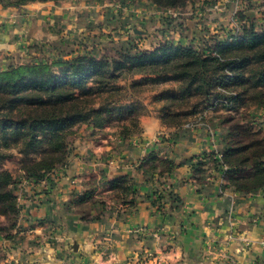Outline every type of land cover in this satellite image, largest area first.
<instances>
[{"label": "trees", "instance_id": "obj_1", "mask_svg": "<svg viewBox=\"0 0 264 264\" xmlns=\"http://www.w3.org/2000/svg\"><path fill=\"white\" fill-rule=\"evenodd\" d=\"M31 1L37 0H0V5L19 6ZM151 1L175 8L184 6L188 0ZM134 46L133 39L122 44L117 58L73 57L66 53L60 61L43 57L0 71V161L9 155L4 149H16L23 156L25 176L35 179L63 167L70 155L67 139L74 132L73 124L106 125L110 121L108 114L114 112L124 120L128 107L96 105V99L104 93L120 91L111 82L127 75H148L144 79L151 84L175 83V88L162 91L157 97L163 101L160 109L163 128L186 124L189 116L202 109L222 107L228 111L239 110L243 105H264V29L257 31L253 24L243 27L239 34L231 33L201 48L191 44H162L151 51L132 52ZM54 66L59 68L54 70ZM129 112L134 113L135 108ZM134 116L135 113L130 120L137 125ZM222 121L228 128L229 146L220 152V158L211 156L210 168L218 170L224 183L237 192L262 188L264 134L250 130L234 115H225ZM151 160L148 157L147 162ZM147 162H142L140 167ZM153 162L151 169L164 163L159 175L177 167L166 159ZM133 184L131 176L121 175L110 182L107 191L117 201L124 200L133 193ZM91 195V191L82 194L76 205H85L91 201ZM96 203L104 205L101 200ZM19 214L12 174L0 169V215L8 220L7 225L0 226L4 237H14ZM87 215L84 211L82 218L86 219Z\"/></svg>", "mask_w": 264, "mask_h": 264}, {"label": "crops", "instance_id": "obj_2", "mask_svg": "<svg viewBox=\"0 0 264 264\" xmlns=\"http://www.w3.org/2000/svg\"><path fill=\"white\" fill-rule=\"evenodd\" d=\"M50 6L49 2L39 1L23 7L0 5V69L9 63L10 50L19 47L25 36L32 39L37 32L39 21L34 24L29 15L44 13ZM189 123L166 133H173L174 138L168 139L176 142L172 148L167 139L161 142L155 138L161 133L160 122H156L158 132L130 147L128 154L133 160L129 168L108 165L96 170L97 184L122 173L134 181L130 196L112 201L97 215L90 210L83 219L81 211L68 208L72 193L88 190L84 181L79 184L83 172H89L77 166L79 155L70 157L56 172L58 184L44 192L37 183L26 186L30 199L20 203L17 232L10 239L0 233V254L6 252L0 264H157L147 258L152 252L164 259V264H264V186L243 193L226 185L221 173L210 169L211 156L223 148L222 136L214 135L216 124L206 119ZM177 140L184 143L177 144ZM153 150L167 151L177 167L169 174L147 177L142 170L132 168L134 162H141ZM200 161L211 172L204 170L198 180L194 171ZM67 180L72 182L69 186ZM158 193L161 211L153 202ZM34 197H39L40 203L37 199L29 202ZM46 235L60 239L53 242L58 248L48 258L32 240H43ZM96 235L109 236L111 248L106 254L96 250Z\"/></svg>", "mask_w": 264, "mask_h": 264}, {"label": "rangeland", "instance_id": "obj_3", "mask_svg": "<svg viewBox=\"0 0 264 264\" xmlns=\"http://www.w3.org/2000/svg\"><path fill=\"white\" fill-rule=\"evenodd\" d=\"M37 1L49 2L51 9L48 8L50 10L47 9L45 12L43 11L44 13L36 11L29 15L30 20L34 24L37 23V32H30L31 34L35 33L31 36L32 39L25 36L19 47L10 50L9 63L7 66L4 65L0 71L9 66L37 62L43 57L48 61H60L64 59L66 53L73 57L80 55L94 58H100L102 55L116 57L122 44H126L130 39H133L135 43L132 52L151 51L162 44H191L196 48H201L208 44L213 45L218 40L221 41L223 38L229 37L231 33L239 34L243 27L248 28L251 24L257 31L264 29V18L262 17L264 0H188L184 6L175 8L158 6L151 0ZM37 1L27 2L19 6L3 7H23L28 3ZM68 57L66 56V58ZM58 68L57 66L53 67L54 70ZM146 77L149 76L134 74L112 80L111 83L120 91L110 94L104 93L96 99V105L106 103L116 109L128 107L125 108L127 111L124 110L126 111L122 118L124 120H121L114 112V114H108L110 121L106 125L93 126L85 123L72 125L71 128L74 132L67 139L68 148H70L68 159L74 155H79L77 166L80 170L89 172H83L85 173L83 180H79V184L83 181L87 184L88 190L78 194L72 193V201L70 202L72 205L68 207L70 210L81 211V215L84 211L87 213L91 210L97 215L103 212L101 209H105L106 206L108 208L112 201L118 199L110 196L112 192L107 191L112 179L102 183V185L96 183V176H98L96 170L99 171L108 165L116 169L129 168L133 160V157L128 154V151L131 150L130 147L139 145L144 138L148 139L151 133L158 132L156 122H160L159 131L167 137H161V133H156V137H153L160 139L161 142L174 138L173 133L171 135L166 134L172 130L170 129L172 127L165 126L163 128L160 112L163 101L157 97L162 91L175 88L176 85L170 81L151 84L145 81L144 78ZM88 84L91 85L92 82ZM132 107L135 108L134 118L137 119V125H134L133 121L130 120L134 114L129 112ZM115 108L114 111H116ZM238 109L228 111L222 107L217 110L202 109L195 115L189 116L187 124L189 125L190 121H198L199 119L213 121L218 126L219 130L217 129V131L220 133L216 132V126L213 125L214 135H221L223 139V148L219 150L221 152L229 146L227 141L228 128L222 121L225 115H234L241 123L248 125L250 130L261 131L264 134V105L249 104L240 106ZM208 133L210 132L208 131ZM167 142L168 146L174 148L176 142L173 140ZM179 142L184 143V141L177 140V144ZM4 151H7L9 155L0 161V169H6L12 174L19 207L23 200L30 199V191L26 186L37 183L41 185L42 192H44L50 186L58 184L56 172L63 167L42 174L41 179L27 178L22 168L23 156L16 149H4ZM166 154L168 153L164 150L157 152L153 150L141 162L132 163L134 165L132 168L142 170L145 177L154 173L157 174L164 163L159 164L156 169H151V165L154 164L153 161L166 159L175 163L174 158H168ZM32 156L39 157L38 155ZM220 156V153L216 154L217 158ZM148 157L152 159L149 162H147ZM142 162L147 163L140 167ZM203 165L197 166L194 171L195 178L198 180L199 175L206 170ZM206 168L207 172H211L208 165ZM121 175L125 174L122 173ZM67 181L69 186L72 182ZM92 185L95 187L92 188ZM96 185H100V187L96 188ZM89 191L92 192L91 201L82 206L76 205L78 197ZM160 195L161 193H158L153 201L158 211L163 209L162 203L159 202ZM36 199L40 198L34 197L29 202L33 203ZM100 200L103 201L104 205H100ZM38 202L40 203L39 200L36 203ZM7 223L8 220L0 215V226L7 225ZM16 232L17 226L14 235ZM20 236L23 237V235ZM33 237L31 236L30 239ZM42 239L33 238L32 240H36V246H39L42 253L48 258L50 253L58 248L57 245H53V242H59L60 239L50 238L47 235ZM94 239L97 251L106 254L110 250L109 236L96 235ZM3 253L0 254V258L5 257ZM153 253H149L147 258H151L150 260L156 261L157 264L166 263L164 259ZM6 264L15 263L7 262ZM32 264L38 263L33 262Z\"/></svg>", "mask_w": 264, "mask_h": 264}, {"label": "water", "instance_id": "obj_4", "mask_svg": "<svg viewBox=\"0 0 264 264\" xmlns=\"http://www.w3.org/2000/svg\"><path fill=\"white\" fill-rule=\"evenodd\" d=\"M73 248L76 250V248H77V247H76V244L73 246Z\"/></svg>", "mask_w": 264, "mask_h": 264}]
</instances>
